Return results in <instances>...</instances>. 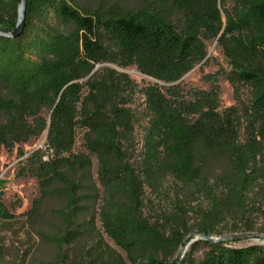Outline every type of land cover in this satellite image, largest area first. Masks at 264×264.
I'll list each match as a JSON object with an SVG mask.
<instances>
[{
  "label": "trees",
  "instance_id": "trees-1",
  "mask_svg": "<svg viewBox=\"0 0 264 264\" xmlns=\"http://www.w3.org/2000/svg\"><path fill=\"white\" fill-rule=\"evenodd\" d=\"M20 2L0 0L2 30ZM209 41L230 70L204 76L209 89L184 85ZM221 78L237 105L222 109ZM0 92V153L46 133L18 173L40 190L23 217L63 204L48 211L58 234L39 232L57 257L39 264H169L193 233L264 234V0H28L23 34L0 36ZM19 218L0 190V224ZM229 244L196 241L178 264H264V247Z\"/></svg>",
  "mask_w": 264,
  "mask_h": 264
},
{
  "label": "rangeland",
  "instance_id": "rangeland-1",
  "mask_svg": "<svg viewBox=\"0 0 264 264\" xmlns=\"http://www.w3.org/2000/svg\"><path fill=\"white\" fill-rule=\"evenodd\" d=\"M78 2L81 8L91 11H94L99 5H117L121 7V9L128 10L137 9L143 5V0H78ZM206 48L208 54L206 63L196 66L191 72L186 74L182 79L184 85L209 89L210 86L203 81L204 76L219 71L230 70L229 62L216 41L207 42ZM119 71L128 74L131 79L140 86L155 83L151 79L141 75L135 67L121 69ZM220 86L222 109L237 105L238 98L234 93L232 85L226 79L221 78ZM240 99L243 102L247 101V94L241 95ZM44 115L46 116L47 114L44 113ZM81 137V134H78L75 147L76 151L81 150ZM45 141L46 133L39 138H32L28 143L16 147L12 152L3 149L0 153V190L3 193V202L15 216L21 217L16 222L9 225L0 224V252H2L0 264L52 263L57 257L55 247L42 242L39 237V232L51 235L58 234V230L61 228V221L57 216L53 215L52 212L49 213L48 211L49 208H51V210L61 208L63 204L61 201H51V203H47L45 206L47 211L45 217L47 221L29 224L23 216L31 210L33 203L40 198L39 185L37 180L33 177L18 176L19 170L24 164L26 157L34 150L44 147ZM95 169L96 162H94V171ZM259 226H264V223L261 222ZM241 234L264 235L260 233ZM224 236H231V234ZM213 238L220 237L214 236ZM106 242L121 253L119 248H117L111 240L106 239ZM227 246L234 248H246L249 246L264 247V240H243L231 242ZM190 249L191 245L186 249L184 255ZM206 251L207 248L201 246L196 253L197 257H200ZM77 252H79L78 247L74 250L73 254Z\"/></svg>",
  "mask_w": 264,
  "mask_h": 264
},
{
  "label": "water",
  "instance_id": "water-1",
  "mask_svg": "<svg viewBox=\"0 0 264 264\" xmlns=\"http://www.w3.org/2000/svg\"><path fill=\"white\" fill-rule=\"evenodd\" d=\"M27 6L28 0H21L18 6L17 12V22L14 30L12 32H6L0 28V36H5L9 38H17L23 34L26 28V20H27ZM250 239H263L264 235L259 234H240V235H231V236H224L220 238H213L210 236H205L199 233L191 234L181 245L179 252L176 258L169 264H178L179 261L183 258L186 249L192 245L196 241H208L212 243H224V242H238L243 240H250Z\"/></svg>",
  "mask_w": 264,
  "mask_h": 264
}]
</instances>
